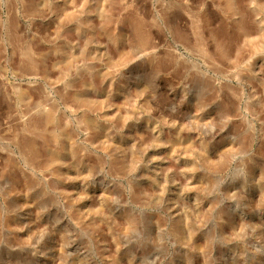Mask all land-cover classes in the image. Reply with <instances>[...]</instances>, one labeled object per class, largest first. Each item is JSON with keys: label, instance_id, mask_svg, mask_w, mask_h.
<instances>
[{"label": "rangeland", "instance_id": "374dc122", "mask_svg": "<svg viewBox=\"0 0 264 264\" xmlns=\"http://www.w3.org/2000/svg\"><path fill=\"white\" fill-rule=\"evenodd\" d=\"M35 1L37 8L42 11V14L40 11L37 15L38 17H34L36 15H31L29 12L28 0H0V83L5 81L3 74L5 71L12 83L24 84L23 86L20 84L23 89H30L32 86V89L36 90L37 87L44 88L47 83L40 77L33 78L34 80L21 78L13 69L17 56L11 57L9 51L11 47L4 40L8 32L2 26L7 18L19 19L20 25L24 24V31L30 33H35V29L43 23L45 26L48 25L52 30L47 45L52 42L49 49L50 51L55 49L49 53L50 60H53L54 56L55 58L62 56L63 46L67 47L65 52L76 53L74 55L85 53L83 50L91 52L92 61L79 60L76 63L77 70L67 73V77L64 75L58 78V82H52L53 90L46 88L42 97L43 101H47L42 102L44 105L51 104V107L58 105L56 109L60 122L62 125L65 124L64 127L69 126L66 128L72 132L75 142L81 146L80 157L83 156L90 167L88 176L84 173L64 176L65 170L62 165L58 168L61 170L60 174L57 173L61 178H58L50 169H55L54 166L46 169L39 165V169L37 168L31 177V186L33 185L32 191L35 192L36 197H39L37 200L40 199V203L36 206L32 204L30 213L23 212L16 202H7L4 200L5 197L0 198V264H264V149L260 153L255 142L264 117V110L261 107L264 98L257 101L251 111L246 106L249 99L248 86L253 88L255 85L254 89L261 98L263 97L264 88L261 89L258 84L261 80L264 82L262 75L264 69L262 70L261 67L258 71V66L260 62L264 64L262 60L264 53L253 54L246 45L249 37L241 34L242 40L245 41L242 43L239 56L238 64L241 65L237 64V68L225 65L228 70L226 69L223 76L220 75L221 79L217 78L218 80L210 72L206 83L207 92L203 94L205 100L203 104L197 94L198 81L196 77L191 76V74L195 75V67L191 69L188 67L185 69V65L182 67L181 56H188L180 43L175 44L180 56L175 60L176 65L169 63L168 67L159 73L158 70L156 72L157 59L160 60L157 54L171 48L165 36H163L164 41L152 51L151 58L140 53L134 55L128 44L124 42L125 39L122 41L117 39L119 48H127L130 56L122 59V64L118 67L109 68L110 77L104 82V87H108L104 88L107 93L104 94V98L116 104L120 101L121 114L128 118L121 120L119 116L113 115L114 110L110 104L105 108L106 110L101 106H99L101 109L97 108L99 111L94 108H82L79 103L71 99L72 97H69L72 89L66 87V84H70L75 90L86 91L84 96L87 95L90 99H102V94L99 95L92 90L91 93L89 88L82 86L83 82L87 84L93 79L95 83L101 82L98 77L90 74V67L98 68L100 65L101 68L105 57L104 51L109 49L115 55L114 47L109 43L106 44L104 36H99L98 30L91 36L92 38L94 36V40H91V37H86L87 34L85 31L82 32L78 24L72 26L68 33H64L61 27L57 29L59 20L51 10L56 0ZM82 1L74 0L71 6L81 17H90L89 20L94 24L103 19L101 17L103 13V15L108 13L105 10H108L106 6L109 5V0L106 2L108 5H104L105 10L104 7L101 8L102 0ZM173 1L175 5L178 4L175 7L182 13V11L187 12L184 7L192 9L191 7H195L201 0L199 2L190 0L192 3L189 2L187 5L180 4L177 0ZM204 1L207 10L218 13L225 22L222 23L227 26L229 22L223 16L224 9H221L224 1H221L223 4L218 3V0ZM258 2L264 0L247 2L246 8L253 12L257 9ZM161 5L167 7V3L160 0H126L122 14L128 16L135 9L137 14L139 12V15L149 20L157 14L156 11L160 10ZM71 6L68 7L72 8ZM87 6L90 12H87ZM260 13L262 15L253 14V19L250 18L254 26L253 30L257 31L253 35L255 34L259 39L260 27L264 25V8ZM181 15L183 20L179 22L183 25L188 18L186 14ZM259 22H262V25ZM125 26L130 30V25ZM120 28L121 26L116 27L115 32L118 33ZM158 29L157 26L155 30ZM54 30H57L60 40ZM157 31L153 32L156 43H158V35L155 34ZM59 46L62 48L60 49ZM55 47H59L58 50ZM239 72L243 73L242 76ZM244 73H248L247 76ZM76 77L79 79L77 80ZM86 77L87 81L84 80ZM12 83L10 84L13 85ZM10 84L3 85L5 91L9 92L8 96L12 103L13 110L10 114L16 111L14 115L19 117L24 107L16 104V92ZM215 84H219L224 90L227 86L234 88L237 92L235 101H239L238 106L235 104L234 108L227 110L222 105L216 104L212 90ZM118 87L125 89L123 93L117 89ZM55 88L56 90L65 88L68 93L67 99L57 102ZM140 88L146 93L145 96L151 94L150 98L154 97L153 99L146 97L147 100L148 98L149 101L151 100L152 105L149 108L141 105L146 98L143 95L137 96ZM240 88L244 90L243 94ZM255 107L258 109L255 110ZM81 112L94 116L97 122L101 121L102 124L97 123L100 125H97V128L98 131L103 129L99 133L102 136L105 134L106 137H103L106 141L97 140L95 143L90 141L86 126L82 123ZM104 114H106L105 118H110L109 122L105 120ZM77 116L79 120H76ZM7 122L10 123V120ZM6 135L0 136L2 155L7 152L6 144L10 142L11 134ZM140 135L141 138L138 137ZM38 142L40 151L43 149L40 162L47 161V147L40 138ZM120 145L127 148V151H132L135 158L133 161V157L130 158L131 161L127 162L126 167H121V161L116 155ZM68 157L67 165L73 161L70 156ZM209 159L211 162H208ZM128 169L130 174L123 176ZM6 177L4 174V178H0V181L2 188L8 191L10 188H6L4 184ZM88 205H92V208ZM34 214L37 216L35 217ZM30 215L31 217L28 218ZM33 216L38 218L35 220ZM190 232L199 243V247H194L192 241L187 238ZM61 244L63 246L60 249ZM55 250L59 253L57 254Z\"/></svg>", "mask_w": 264, "mask_h": 264}, {"label": "bare ground", "instance_id": "6f19581e", "mask_svg": "<svg viewBox=\"0 0 264 264\" xmlns=\"http://www.w3.org/2000/svg\"><path fill=\"white\" fill-rule=\"evenodd\" d=\"M28 1L30 2L29 3L30 6L28 8L29 12L31 13V15H33V14L36 15L34 17H38L37 15H39L41 9L37 8L35 0H28ZM107 1L108 0H102L101 1L102 4L101 3L100 4H101V8L104 7L105 4L110 5V6L108 5L109 7L106 6L108 8V10H105L106 7H104L105 12L107 11L108 13H105V15H103L104 11L102 10L101 12L103 14L102 15L100 14V15H101V17H103V19L101 18V20H98L99 22L96 21V24L92 23L89 20L90 17L85 18L84 16L81 17V15L77 14V11H75L72 7L74 0H56L54 2L55 4L53 5V8H51V10H53L52 12L58 17V20H59V23L57 24V27H56L57 29L59 27H61L62 30L64 29V31H65L64 33H66V32L68 33L69 29L70 30L72 29L71 28L72 26H76L78 24V26L81 27L82 32L85 31V33L87 34L86 37L87 36L91 37L93 34H96L95 31L98 30L99 36H101V35L104 36L106 44L108 45V43H109L111 46L114 47L115 55H113L109 51V49L106 50V52L104 51L103 56H105V57H104L103 64L101 62V64H102L101 68H100V65L98 68H95L93 66H92L93 68L90 67L91 68L90 74L94 75L95 77H98V79H100L101 82L95 83L93 81L94 80L93 79L91 82L87 83L86 82L87 77H86L84 80H86L85 82L87 84H85L83 82V86H82L83 88H86V87H87V89L89 88L90 91L92 90L98 94L99 93L102 94L103 100L102 99H96V100L90 99L87 97V95L84 96V92H86V91H83V89L75 90L74 88H72L73 85H70V84L67 85L66 84V87L72 89L71 93L69 94V97L70 98L72 97L71 99L75 100L77 103H79L82 108H86V109L94 108L97 110V108H99V106H101V107H104V110H106L105 108L110 104L114 110L113 115H117V117L119 116L121 120H123L122 118L128 119V118H126L127 116L121 114V108L122 107H120V105H121V104H119L120 101L119 102L117 101L118 104H116L113 101L110 102L109 100H107L106 97L104 98V96H105L104 94H107V93H105L106 89L104 90V88L106 87V86L104 87V82H106L107 79H109V77H110V74L108 72L109 68L115 67V66L118 67L119 64H122L121 63L122 59H125L126 57L130 56L129 55L130 52L127 51L128 50L127 48H126L127 50L125 48H119L118 43H117V39H120L121 41H122V39H125L124 42L126 44H128V46L130 47V51H132L134 53V55L140 53V54H144V55H149L151 58L152 51H155L156 47L160 44V42L164 41L163 36H165L168 40L167 41L168 45H169V47L171 46V48L165 49L164 52L157 54V58H158V56H160V60L157 59L158 63L156 65V72L159 71V73L164 71L168 67L169 63L171 65H176L175 60H176V58H180V56L177 53L178 50H176L175 44L180 43V45L184 48V50H186L187 56H188V57L183 56L184 58L181 56V59H183V61L181 63L182 67H183V65H185V69H186V67H188L190 69L195 67V70H196L195 75L191 74V76L196 77V80L198 81L197 85H196L197 94L200 98V101L203 102V104L205 102L203 94H206V92H207L208 86H206L207 85L206 83L208 82V79L210 77V72L213 73L214 78L219 79L220 75L223 76V73L226 72L227 68L224 67L225 65H229V66L231 65V67L237 66V64L239 62V58H240L239 56L241 54V49H242L241 46L243 47L242 43L245 42L244 40H242L243 39L242 35L249 37V40L246 43V45L249 46V49H251V52L253 54L264 53V25L262 26V28L260 27L261 38L259 39V37H257L255 35L257 31L253 30L254 26H253L252 21L250 20V18L253 17V14H255V15L257 14V16L261 14L260 11L264 8V2L256 3V4H258L257 9L253 10V12L251 11L252 12L251 13L250 10L248 8H246V5L248 3H252V0H223L224 6L221 9H224L223 16H225L226 21L229 22V24L227 23V26H226V25H224L225 22L221 19V16L220 17L218 16V13L215 14V12L213 13V12L207 10V5L205 3L206 1H204V0H201V1L198 0V2L199 1L200 2L195 7H191L192 9L183 6L187 12L182 11V10L181 11L183 14H186V17L188 18L186 20V23L183 25L179 22V21L183 20L182 15H181L182 13H180V11L177 10V7H175V6H177L178 4L175 5L176 3L173 0L172 1L166 0V2H165V0H160V2L167 3V7L165 6L166 7L165 8L164 6L161 5L160 10L156 11L157 14L155 16H153V14H152V16L154 18L150 17L149 20H147L145 17L139 15V12L137 14L135 9L132 12L130 10L131 8L129 9L132 12L130 15L127 16L125 14H122L124 11L126 0H109L111 3L109 2L108 4L106 3ZM177 1H179L180 4L186 3V5L189 4V2H190V0H177ZM218 1H219L218 3L223 4L221 2L222 0H218ZM191 3L192 2H190V4ZM68 6H71L72 8H69ZM88 6L86 7V9L88 8L87 12H90ZM129 6H131V5H129ZM81 7H82V5H81ZM137 8H136V10H138ZM140 10H142V9H140ZM85 11H83V12H85ZM41 14H42V11H41ZM57 17H54V18H57ZM225 17H223V18H225ZM99 19H100V16H99ZM258 20H259V17H258ZM55 21H56V19H55ZM222 21L224 24L222 23ZM20 22L21 21L17 18H7L3 22V25H2L4 30H6L8 32L7 34H5L4 40L7 42L9 47H11L9 50L11 52V57L17 56V60H15V64H14L15 68H13V69H15V72L18 73L21 78H29V80H32L33 78L37 79L38 77H40L43 80H45L47 83L45 84L44 88L43 87L42 88L37 87V89L35 88L36 90H34V89H32V86H30L31 87L30 89H23L24 87L23 88L21 87V85H22L21 82H17V83L13 82L12 83L10 81L6 71L3 73L5 76L1 73L5 77L4 80L6 82L1 81V83H0V136L2 137V135H4V134L6 135L8 133H9V135L11 134V136L9 137L10 142H8L6 144V151L7 152L4 153L6 156H3L4 154L3 155L1 154L2 151L0 152V178H4V174H6L7 177L5 179L4 184L6 185V188H8V189L10 188V189L7 191L4 188H2L3 187V186H1L2 182L0 181V198L5 197L4 200L5 201L7 200V202L8 201L9 202H11V201L16 202V204L19 206V208H21L23 210V212H29L30 213V211L32 210L31 206H33L32 204H34L36 206L37 203H40L39 202L40 199L37 200L39 197H36V195H34L35 192L33 193V191H32L33 185L31 186V180H32L31 177H32L33 173H35V171L39 167V165L40 166L42 165L43 168H46V169L54 166L55 169H53V168H50V169H51V171H53L54 174L56 173L55 175H57L58 178H61V175H58V174H60L61 170H59L58 168H60V166H62V165L64 166L63 169L65 170L63 173L64 176L75 175L74 173H77L79 175L84 173V174H87V176L89 174L88 169L90 167V164L86 163V161L83 159L84 158L83 156H82V158L80 157V155H81V149H80L81 146H79L80 144L78 145L75 142V138L73 137L72 132L68 128H66L68 125H66V127H64L65 124L62 125V123L60 122V119L58 118L59 115L57 116L58 112H57L56 107L58 105L57 106L55 105L56 107H54L53 105L51 107L50 106L51 104L48 106L44 105L42 102H44L45 100L43 101L42 97H43V94L45 93L46 88H48V90L50 88V91L53 90L52 89L53 88L52 82L55 83L58 80V78H60L64 75L66 76L67 73L69 74L73 70L76 71L77 70L76 69V67H77L76 63H78L79 60H83V62L84 61L85 62L92 61L93 60L92 59L93 54L90 55L91 52L89 53L87 50H83L85 53L80 52L79 54L74 55L76 53H69L67 51L65 52L67 47L63 46V48H62L61 46H59L60 49L62 48V51L59 49V51L62 52V54H61L62 56H60V58L59 57L55 58V56H54L53 60H50L49 59V53L51 51L55 50V49H51V51H50V49H49L52 42L50 43V45H47L49 43V40H50V36H51L50 32L52 29L50 30V27H48V25L45 26V24L43 23V24H41L40 27L35 29V33L31 32L32 33L31 34L29 31H24V27H23L24 24L21 26ZM257 24H258V22H257ZM259 24L262 25V22H259ZM125 25H128V27L130 25L131 26V28H129L130 30H128V28ZM118 26H121V28L119 29L118 33H116L115 32L116 27H118ZM157 26L159 27L158 31L155 30V29H157ZM51 28H52V26H51ZM53 28H54V26H53ZM256 29L259 30V28H256ZM154 31H157L155 34H156V36L158 35V43H156V41L154 39V38H156L155 35L153 34ZM56 32H57V30H54L55 34H56ZM253 33H255V34L253 35ZM116 34H118V35H116ZM259 34H257V35H259ZM56 35L58 37V32ZM52 36H53V34H52ZM64 36H65V34H64ZM93 38H94V36H93ZM93 38L91 37V40H94ZM64 39H66V38H64ZM52 40L54 41L55 39L53 38ZM59 40H60V38H59ZM52 48H54V47H52ZM58 48H56V49L58 50ZM68 49H70V48H68ZM133 53H132V55H133ZM259 59H262V58L259 57ZM254 60H253V62L256 61V60L255 61ZM262 60L264 61V58ZM183 62H184V64H183ZM257 62H258V60H257ZM84 64L86 65V63H84ZM84 64H83V66H84ZM87 66H85V67H87ZM261 67L263 70L264 69L263 62H262V64L260 62V65L258 66V71L261 70ZM188 68H187V70H188ZM230 70L231 69H229V71ZM1 72H2V70H1ZM80 72H82V71H80ZM255 72H257V71H255ZM251 73H250V75H252ZM262 73L263 72L261 71L260 74H262ZM87 74H89V73H87ZM240 74H241L240 76H242L243 73H240ZM246 74H248V73H246ZM262 75H264V73ZM3 76H1V77L3 78ZM259 76H261V75H259ZM82 78H83V75H82ZM76 79L78 80L79 78L76 77ZM29 80H28V82H29ZM81 80H83V79H81ZM95 81H97V80H95ZM148 81L151 82L150 80H148ZM247 81L249 82L250 80L248 79ZM262 81L263 80H261L258 84L261 87V89L264 88V82H262ZM64 82H66V81H64ZM251 82L254 83L253 80ZM7 83L13 84V85H11V84L10 85L12 86V89L14 90V92H16V97H17L16 104L17 105L19 104V105L24 107L23 108L24 110L22 112L20 111L19 117H15L14 114H16V111H14V113L12 111V113H11L14 116H12L10 114V111L13 110L11 108L12 103L10 102V98L8 96L9 92L5 91L6 88L4 89V86H3V85H6ZM247 83H245V84H247ZM252 83H250V84H252ZM198 84H199V86H198ZM33 85H35V84H33ZM105 85H107V84H105ZM36 86H34V87H36ZM148 86H150V85H148ZM231 86H232V84H231ZM254 86H253V88H250L248 86V88H249L248 89L249 90L248 98L249 99L246 103V106H248L250 111L253 110L254 105H255V103H257V101L264 98V94H263L262 98L258 95L259 93H257V90L254 89L256 86L255 87ZM229 87L227 86L226 90H224L222 88V86H220L219 84L218 85L215 84L212 88V90L215 94V97H216L215 103L219 104L220 106L222 105V107L226 108L227 110L229 108H234L235 104L238 106V103H239V101L238 102L235 101V100H237V99H235V98H237V95H236L237 92L234 91L235 90L234 88L232 89L231 87L230 88ZM57 88L54 89L57 93L55 96H58V99H56V100H57V102H60L68 96V93H67L65 88H63V90H60V89L56 90ZM106 88H108V87H106ZM142 88H143V86H142ZM109 89H111V88L109 87ZM117 89H119L121 93H123V90H125V89L122 90L119 87ZM119 90H117V91H119ZM146 90L147 89H145V91ZM92 91H91V93H92ZM240 92L243 94L244 90L241 89ZM137 93H138L137 96L139 95L140 97H141V95L145 96V94H146L142 91L141 88L137 91ZM150 93H152V92H150ZM241 93H238V95ZM262 93H263V91H262ZM48 95H49V93L47 94V96ZM123 95H125V94H123ZM148 96H149V98H150V96L152 97V95L149 94V95H146L145 98ZM149 98H148V100L146 98L144 100V102L140 101L141 105L144 106L145 108H149V106L152 105L150 103L151 100L149 101ZM153 98H150V99H153ZM124 100L126 101V97L124 98ZM45 102H47V101H45ZM53 102H56V101L53 100ZM261 107H262V110H264V104L261 105ZM99 109H101V108H99ZM135 109H137V108H135ZM257 109L258 108H256L255 110H257ZM15 110H17V109H15ZM20 110H22V108ZM96 110H94V111H96ZM97 111H99V110H97ZM110 111H112V110H110ZM17 112H18V110H17ZM74 112H76V111H74ZM90 113H92V112H90ZM102 114H103V112H102ZM124 114H127V113H124ZM105 115L106 114H104V118H105ZM110 115H112V114H110ZM16 116H18V115H16ZM78 116L76 117V120L78 119ZM93 117L94 116L91 117V115L88 113H82V123L86 126V130L89 133L90 141L92 143H95L97 140H102V142H104V141H106V138L103 137V136H105V134L102 136L99 133L103 129L98 131V128H97L98 126H100L97 123H100V124H102V123H101V121L97 122L95 117L94 118ZM132 117H130V118H132ZM106 119L107 118H105V120ZM109 119H107L108 122L110 121ZM7 120L8 121L10 120L11 125L9 122H7ZM147 121H149V120H147ZM103 124H104V122H103ZM131 127H132V125H131ZM263 127H264V117L262 118L260 131H258V137L255 140L256 146H257L258 151L260 153L263 152V149H264V141H263V139H264V128ZM107 128H108V126H107ZM104 132H106V131H104ZM138 137L141 138L142 136L140 135ZM5 138H8V137H5ZM38 138H40L42 140L44 146L47 147V161L40 162L41 161V151L43 149L40 151ZM109 138H110V136H109ZM119 138H120V136H119ZM1 141H2V139H1ZM120 141H121V139L119 140V142ZM3 147H5V145ZM119 148L120 149L119 150L117 149V151H116V155L119 157V160L121 161V167H126V166H128V165H126L127 162L128 161L130 162L131 161L130 158L133 157L132 151H127V148H125L124 146L122 147L121 145ZM2 150H4V148ZM42 154H44V153H42ZM68 156H70V158L73 159V161H71L70 163L67 161L69 163V165L66 164V159ZM134 159L135 158L133 157L132 161ZM115 162H117V161H115ZM208 162H211V160L209 159ZM14 170L19 171V172L16 173V171H14ZM123 174H124L123 176H128L130 174L129 169H128V171L124 172ZM74 178H76V177L74 176ZM47 181H46V183H47ZM52 183H54V182H52ZM32 184H34V183L32 182ZM37 188H39V186ZM37 196H38V194H37ZM91 206L92 205H88V207H91ZM86 207H87V205H86ZM35 208H37V207H35ZM6 211H7V209H6ZM34 212H35V210H34ZM93 212H94V210H93ZM26 214H28V213H26ZM11 215L13 216V214H11ZM36 216H37V214L35 215V217ZM30 217H31V215L28 218H30ZM32 218H34V216ZM37 218H34V219L36 220ZM94 220H96V219H94ZM30 222H31V220H30ZM91 222H93L92 218H91ZM99 222L100 221H97V223H99ZM180 237H182V236L180 235ZM185 237H186V235H185ZM187 238L193 242V243L191 242V244H194V247H196V248L199 247V243H197V241L194 239L192 232L187 234ZM62 246L63 245L61 244L60 249L62 248ZM53 248L54 247L52 246V249ZM58 253L59 252H57V254ZM62 253H63V251H62Z\"/></svg>", "mask_w": 264, "mask_h": 264}]
</instances>
